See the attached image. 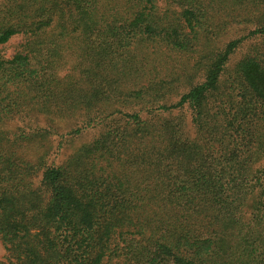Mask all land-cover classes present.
Listing matches in <instances>:
<instances>
[{"label":"trees","instance_id":"16d2710c","mask_svg":"<svg viewBox=\"0 0 264 264\" xmlns=\"http://www.w3.org/2000/svg\"><path fill=\"white\" fill-rule=\"evenodd\" d=\"M16 37L0 264H264V0H0Z\"/></svg>","mask_w":264,"mask_h":264},{"label":"rangeland","instance_id":"374dc122","mask_svg":"<svg viewBox=\"0 0 264 264\" xmlns=\"http://www.w3.org/2000/svg\"><path fill=\"white\" fill-rule=\"evenodd\" d=\"M20 41L21 39L19 37L13 38L11 42H9V44H7L2 49L0 48L2 54L6 56L12 55ZM9 123L10 124L8 126L13 127L15 122H9ZM0 260L5 261V248L3 247L2 244H0Z\"/></svg>","mask_w":264,"mask_h":264}]
</instances>
